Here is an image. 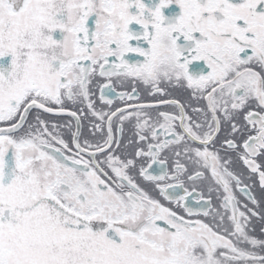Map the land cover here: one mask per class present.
Segmentation results:
<instances>
[{
  "label": "snow or ice",
  "instance_id": "6c2138e0",
  "mask_svg": "<svg viewBox=\"0 0 264 264\" xmlns=\"http://www.w3.org/2000/svg\"><path fill=\"white\" fill-rule=\"evenodd\" d=\"M0 264H264V0H0Z\"/></svg>",
  "mask_w": 264,
  "mask_h": 264
},
{
  "label": "flooded vegetation",
  "instance_id": "af4514ba",
  "mask_svg": "<svg viewBox=\"0 0 264 264\" xmlns=\"http://www.w3.org/2000/svg\"><path fill=\"white\" fill-rule=\"evenodd\" d=\"M256 194L259 195V189H256ZM257 227L259 228V224L257 225Z\"/></svg>",
  "mask_w": 264,
  "mask_h": 264
}]
</instances>
